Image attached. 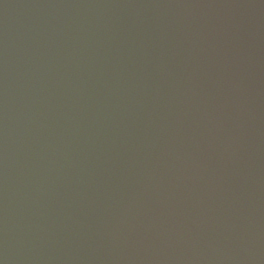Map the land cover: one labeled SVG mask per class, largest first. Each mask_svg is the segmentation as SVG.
Instances as JSON below:
<instances>
[{
	"label": "water",
	"instance_id": "obj_1",
	"mask_svg": "<svg viewBox=\"0 0 264 264\" xmlns=\"http://www.w3.org/2000/svg\"><path fill=\"white\" fill-rule=\"evenodd\" d=\"M0 264H264V0H0Z\"/></svg>",
	"mask_w": 264,
	"mask_h": 264
}]
</instances>
